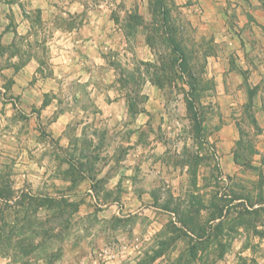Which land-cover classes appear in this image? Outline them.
<instances>
[{
	"label": "rangeland",
	"instance_id": "obj_1",
	"mask_svg": "<svg viewBox=\"0 0 264 264\" xmlns=\"http://www.w3.org/2000/svg\"><path fill=\"white\" fill-rule=\"evenodd\" d=\"M180 1L0 0V15L7 8L9 20L4 25L14 32L10 44H3L0 28V62L15 55L20 67L36 59L28 82L36 84V95L58 98L47 120L49 111L93 107L92 89L84 86L91 79L97 94L110 93L109 101L127 99L132 115L142 108L145 83L151 82L168 114L162 124L181 131L176 138L159 131L161 149L143 130L142 152L126 169L123 129L109 135L108 144L101 143L102 134L93 144L74 132L55 137L38 104L14 102L12 122L19 114L27 120L18 124L19 144L0 140V264H264V245L254 240L264 236L258 227L264 206L252 207L264 197L249 194L239 202L241 191L222 178L225 167L209 140L225 113L214 99L218 88L205 58L214 42L193 32L199 25L189 18L186 5L192 1ZM21 14L24 21L16 28ZM79 27L78 33H96L98 53L84 54L81 69L68 70L53 59L48 41ZM168 35L180 53L173 52ZM140 42L148 44L147 56ZM95 107L106 108L101 102ZM27 111L35 114L33 134ZM127 124L122 119L115 126ZM153 125L160 126L157 117ZM247 131L248 154L256 134Z\"/></svg>",
	"mask_w": 264,
	"mask_h": 264
},
{
	"label": "crops",
	"instance_id": "obj_2",
	"mask_svg": "<svg viewBox=\"0 0 264 264\" xmlns=\"http://www.w3.org/2000/svg\"><path fill=\"white\" fill-rule=\"evenodd\" d=\"M175 1L181 2L180 0ZM191 1L192 3L186 5L191 12L189 18L194 27L199 25L193 32L204 33L214 42V49L211 52L207 51L205 58L210 75H214L218 88L214 99L223 104L225 113L220 127L211 133L213 139L211 136L209 140L214 142L219 163L225 167L222 178L230 183V187L241 191V195L236 199L239 202L249 194L255 199L259 196L264 197V0ZM6 9L3 7L0 15V21H3L0 27L1 38L3 44H10L14 32L10 34L4 25V21H9ZM23 19L22 14L16 19V28L22 24ZM74 31L77 33H60L53 39L54 43L52 40L48 41L52 52L56 53L53 59L58 57L60 64L68 70L73 66L81 69L82 60L87 59L84 54L89 53L94 56V51L98 53L97 48H99L95 40L96 33H78L81 32L80 27ZM140 43L142 46L139 48L143 47V56H147L144 53V46L147 48L148 44ZM125 52L133 55V52L128 49H125ZM148 55L152 57L150 50H148ZM16 60L17 57L11 55L8 61L0 62V74L10 78L8 85L12 90L6 84V79L0 76V140L3 144L13 140L16 145L19 144L18 124L27 120L19 114L15 118V123L12 122L14 116L11 107L14 102L19 103L21 107L25 103L38 104L37 109L43 112V115H40L43 118V124L55 137L66 133L70 135V132H74L76 138H87L93 144V142H98V137L102 134L101 143L108 144L113 143L109 135H115L117 129H123L127 132L124 140L127 149L121 162L126 169L133 166L130 163L133 160L136 161L137 156L142 152L139 142L143 130L146 129L151 134L150 144H154L153 141H155L161 149L165 148V142L161 134L158 135L159 131L173 135L175 138L181 134L180 128L171 127L173 129L169 131L170 127H164L162 124L168 114L160 88L151 82L145 83V100L142 108L132 115L128 110L127 99L120 97L109 101L108 96L110 95L108 94L110 93L102 96L97 94L99 93L98 86L91 79V81L86 80L88 83L84 86L88 85L92 89L90 95L92 97L88 102L89 105L93 103V107L89 106V108L74 112L49 111L53 114L47 120L48 113L46 112L50 110L53 101L58 102L57 96L36 95V84L28 82L30 77L36 73L38 66L34 57L20 67L15 66ZM148 60L152 59L148 58ZM21 81L26 82L25 88L20 89ZM46 90L49 91V89H44ZM11 92H13L12 97L8 95ZM99 102L106 107L104 110L95 107V104ZM183 103L187 105L185 99ZM32 114L35 115L27 111V123L29 127L31 126L30 131L33 134L36 129L34 122L33 126L32 123L30 125ZM71 114L74 115L75 121ZM155 117L160 126L153 125ZM122 119L128 124L125 127H116L115 124ZM247 125H250L251 129H247ZM247 130H251L253 135L256 134L252 151L248 154L244 149L249 133ZM154 135L158 137L155 138ZM177 141H181V138H177ZM180 143L177 142V144ZM261 206H264V201L252 204L254 208ZM258 227L264 229V224H259ZM256 237L254 240L260 239V244L264 245V236Z\"/></svg>",
	"mask_w": 264,
	"mask_h": 264
},
{
	"label": "trees",
	"instance_id": "obj_3",
	"mask_svg": "<svg viewBox=\"0 0 264 264\" xmlns=\"http://www.w3.org/2000/svg\"><path fill=\"white\" fill-rule=\"evenodd\" d=\"M161 5H162V4H161ZM169 36H170V37H169ZM167 40H168V42L173 46V47H172L173 52H174V53H180V49H179V47L177 46V44L175 43L174 38L171 37V35H168ZM179 55H180V56H179ZM179 55H178V56H179L180 60H183V59H184V58H183L184 55H182V53L179 54ZM181 55H182V56H181ZM172 63H173V62H172ZM172 65H173V64H172ZM179 69L181 70V72H184V71H185L184 68L181 67L180 65H179Z\"/></svg>",
	"mask_w": 264,
	"mask_h": 264
}]
</instances>
